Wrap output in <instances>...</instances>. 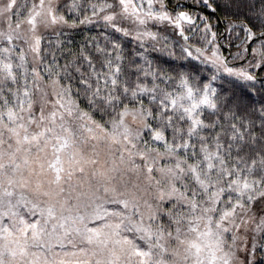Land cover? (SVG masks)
Masks as SVG:
<instances>
[{
	"label": "snow or ice",
	"instance_id": "obj_1",
	"mask_svg": "<svg viewBox=\"0 0 264 264\" xmlns=\"http://www.w3.org/2000/svg\"><path fill=\"white\" fill-rule=\"evenodd\" d=\"M0 264H264V0H0Z\"/></svg>",
	"mask_w": 264,
	"mask_h": 264
},
{
	"label": "trees",
	"instance_id": "obj_2",
	"mask_svg": "<svg viewBox=\"0 0 264 264\" xmlns=\"http://www.w3.org/2000/svg\"><path fill=\"white\" fill-rule=\"evenodd\" d=\"M189 3L192 2V0H188ZM99 31V28H93L92 26H88L87 29H83L77 32H73L69 35V37H66V39L71 40L72 42H74V44H79L83 39H85L86 37H88L89 35H95L97 32ZM170 36L171 40H177L179 39L176 36H173L169 30V32L167 33ZM195 42V38H193V41ZM128 47H134V42L133 43H129L127 45Z\"/></svg>",
	"mask_w": 264,
	"mask_h": 264
}]
</instances>
